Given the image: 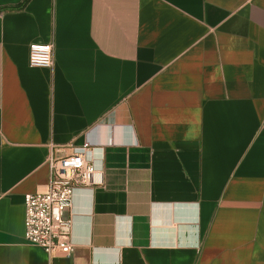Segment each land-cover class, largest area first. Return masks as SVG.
<instances>
[{
  "label": "crops",
  "instance_id": "1",
  "mask_svg": "<svg viewBox=\"0 0 264 264\" xmlns=\"http://www.w3.org/2000/svg\"><path fill=\"white\" fill-rule=\"evenodd\" d=\"M86 142L49 255L25 198ZM0 264H264V0H0Z\"/></svg>",
  "mask_w": 264,
  "mask_h": 264
},
{
  "label": "built area",
  "instance_id": "2",
  "mask_svg": "<svg viewBox=\"0 0 264 264\" xmlns=\"http://www.w3.org/2000/svg\"><path fill=\"white\" fill-rule=\"evenodd\" d=\"M31 67L51 69L54 66V45H31ZM92 144L86 142L71 155L49 156L51 179L46 191L25 198V241L42 248L47 254L70 256L72 221L66 214L73 205L75 190L98 185V170L90 158Z\"/></svg>",
  "mask_w": 264,
  "mask_h": 264
}]
</instances>
